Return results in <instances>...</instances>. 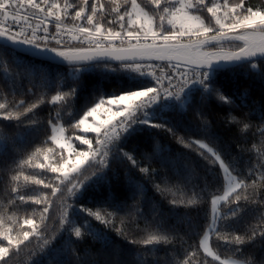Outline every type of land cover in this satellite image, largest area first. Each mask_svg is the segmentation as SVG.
<instances>
[{
  "label": "snow or ice",
  "instance_id": "snow-or-ice-1",
  "mask_svg": "<svg viewBox=\"0 0 264 264\" xmlns=\"http://www.w3.org/2000/svg\"><path fill=\"white\" fill-rule=\"evenodd\" d=\"M25 250L264 264V2L0 0V264Z\"/></svg>",
  "mask_w": 264,
  "mask_h": 264
},
{
  "label": "trees",
  "instance_id": "trees-1",
  "mask_svg": "<svg viewBox=\"0 0 264 264\" xmlns=\"http://www.w3.org/2000/svg\"><path fill=\"white\" fill-rule=\"evenodd\" d=\"M251 2H252V3H255V4H259V3L264 2V0H251ZM241 79H242V78H241ZM42 115H47V113H46V112H45V113H42ZM219 115H220V117H222V116H223V113H220ZM220 131H221V133H222L225 137H231V138L233 139V141H234L235 144H240V143H241L240 140L236 139L235 137L232 136L231 133L227 132V131L223 128V125L220 126ZM77 143H78V142H77ZM164 143H165L166 145H171V146H173L174 148H180V147H182V146L176 145V144H175V141H174L173 139H171V138H168L167 140H165ZM247 147H251V144L247 145ZM241 155L243 156V159H244V160H248V159H249V156L251 155V157H252V161H253V163H255V153H254V152L251 153V154L248 153V152H244V153H242ZM209 178L211 179V177H209ZM201 207H203V205H202ZM207 207H208L209 214H210V201H208ZM193 215H195V213H193ZM200 215H203V212H201ZM213 246H214V250H216V251H218V252L221 253V258H224L225 255L228 254V250L225 249V248L223 247V242H221L220 246L218 247V246L216 245V243H215V239L213 238ZM28 259H29V258H28V256H27V250H25L24 252L21 253V255H20V257H19L18 259H15V260H14V264H27Z\"/></svg>",
  "mask_w": 264,
  "mask_h": 264
}]
</instances>
